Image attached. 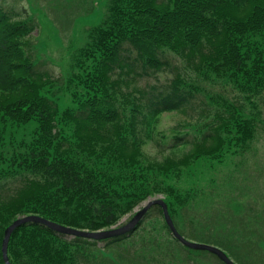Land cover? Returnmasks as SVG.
I'll list each match as a JSON object with an SVG mask.
<instances>
[{
  "label": "trees",
  "instance_id": "trees-1",
  "mask_svg": "<svg viewBox=\"0 0 264 264\" xmlns=\"http://www.w3.org/2000/svg\"><path fill=\"white\" fill-rule=\"evenodd\" d=\"M105 2L100 22L72 55L67 78L37 68L28 41L37 25L0 6V264L3 231L21 215L100 230L161 193L178 230L174 217L193 193L164 180L178 178L200 159L222 157L226 145L253 136L254 119L222 94L199 102V115L211 110L212 122L179 157L143 158L139 127L148 128L147 119L165 111L194 109L198 80H222L249 100L264 92V0ZM166 50L194 76L174 65L173 70L163 59ZM166 70L174 72L165 84H135ZM61 92L71 97L66 108L60 107ZM152 207L162 215L160 206ZM257 220L241 230L257 232L252 240L229 239L228 232L213 240L239 264H264V221ZM93 242L29 222L13 230L7 255L11 264H99L88 249Z\"/></svg>",
  "mask_w": 264,
  "mask_h": 264
},
{
  "label": "rangeland",
  "instance_id": "rangeland-1",
  "mask_svg": "<svg viewBox=\"0 0 264 264\" xmlns=\"http://www.w3.org/2000/svg\"><path fill=\"white\" fill-rule=\"evenodd\" d=\"M0 6L14 18L29 17L32 24L37 25L35 36L28 37L30 54L37 68L54 78H67L72 55L84 44L88 29L100 22L106 10L105 0H0ZM163 59L173 70L176 66L184 75L194 76L189 69L182 70L183 61L172 52L166 50ZM173 72L166 70L143 76L137 78L135 84H165ZM196 83L199 92L194 109L165 111L149 117L148 128L139 127L143 158L160 161L185 154L191 142L199 140L207 131L205 124L212 122L211 110H203L199 115L203 109L199 102H208L209 96L217 97L218 94L236 99L242 108L240 112L254 119L253 136L243 144L233 141L223 148L222 157L200 159L184 168L178 178L164 182L193 193V199L181 216L174 217L178 231L187 240L217 246L213 238L227 232L229 239L252 240L257 232L251 235L241 230L247 225L250 228L248 223L255 219H258L257 224L259 220L264 221V92L249 100L246 94L222 80H198ZM58 96L61 108L71 105L70 94L61 92ZM154 197L163 198L164 195L156 194L134 204L108 228L126 223L137 209ZM189 224L193 231L187 230ZM179 243L168 233L158 208L152 207L130 237L109 245H104L103 240L95 241L88 249L99 264H221L212 253ZM260 246L264 248L263 240ZM262 253L264 262V249Z\"/></svg>",
  "mask_w": 264,
  "mask_h": 264
},
{
  "label": "water",
  "instance_id": "water-1",
  "mask_svg": "<svg viewBox=\"0 0 264 264\" xmlns=\"http://www.w3.org/2000/svg\"><path fill=\"white\" fill-rule=\"evenodd\" d=\"M158 205L160 206L163 214V219L167 225V227L170 230V233L172 236L177 239L181 244L184 246L195 249V250H206L208 252L213 253L216 255L223 263L225 264H235L234 261H232L228 255L219 247L196 242V241H190L184 238L176 229L172 218L168 212L167 204L164 202V200L161 197H155L148 199L143 206H141L139 209L135 211V213L129 218V220L120 225L115 227H110L106 229H100V230H87V229H78L73 228L69 226H64L62 224H58L56 222H53L51 220H48L42 216L35 215V214H28V215H21L16 217L3 231V238L1 242V252H2V258L4 260L5 264H11L7 255V246L8 241L11 233L14 229L19 227L22 224H26L29 222H36L42 225H45L46 227L54 230L55 232L70 236V237H81L86 239H92V240H105L117 236L124 235L126 233H129L133 231L138 223L143 219L145 214L148 212V210L154 206Z\"/></svg>",
  "mask_w": 264,
  "mask_h": 264
}]
</instances>
